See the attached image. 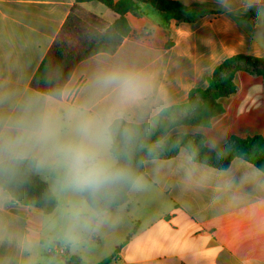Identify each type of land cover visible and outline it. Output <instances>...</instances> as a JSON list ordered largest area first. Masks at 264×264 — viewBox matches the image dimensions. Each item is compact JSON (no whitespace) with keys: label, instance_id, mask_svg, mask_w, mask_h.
Wrapping results in <instances>:
<instances>
[{"label":"clouds","instance_id":"clouds-1","mask_svg":"<svg viewBox=\"0 0 264 264\" xmlns=\"http://www.w3.org/2000/svg\"><path fill=\"white\" fill-rule=\"evenodd\" d=\"M136 2L135 30L109 18L0 34V264H107L149 207L155 219L174 202L264 243V163L190 97L208 69L164 48L162 19ZM214 3L264 49V0ZM262 262L254 249L241 264Z\"/></svg>","mask_w":264,"mask_h":264},{"label":"crops","instance_id":"crops-1","mask_svg":"<svg viewBox=\"0 0 264 264\" xmlns=\"http://www.w3.org/2000/svg\"><path fill=\"white\" fill-rule=\"evenodd\" d=\"M172 1L200 7L204 12L196 22L172 20L162 30L164 48L170 53L184 55L190 67L193 61H197L208 69L193 90L208 88V78L226 59L237 55L264 57V49L254 47L251 25L238 26L218 10L214 0H204V3L187 0V4L186 0ZM96 2L0 0V34L26 35L41 24L46 31H61L73 8L85 20L93 16L102 24L109 18L112 22L117 20V13L102 3L95 5ZM254 15L250 12L247 19L251 21ZM126 18L132 30L147 23V15L129 12ZM235 83L238 87L236 93L218 99L224 109L225 121L232 127L231 138L261 136L264 139L263 76L239 71ZM202 204L199 214H185L181 205L174 202L166 208L161 207L155 219L148 217L157 208L149 207L145 217L147 223L138 221L120 236L113 252L116 258L111 264H241L254 249L256 253L264 251V243L253 245L242 239L245 226L237 219L217 221Z\"/></svg>","mask_w":264,"mask_h":264},{"label":"trees","instance_id":"trees-1","mask_svg":"<svg viewBox=\"0 0 264 264\" xmlns=\"http://www.w3.org/2000/svg\"><path fill=\"white\" fill-rule=\"evenodd\" d=\"M97 1L104 4L113 12L118 13V18L114 23L119 24L123 29H131L126 14L129 12L147 15L146 11H141L136 0H78L79 3ZM152 11H154L163 21L164 27H168L172 20H177L185 23L196 22L204 12L200 7L186 6L178 1L172 0H143ZM187 9H191V14H186ZM84 22L99 23L98 17H91L90 20H85L76 13L73 8L66 22L61 30H76ZM56 58L60 57L59 52L53 48L50 53ZM239 71H246L256 76H263L264 78V57L257 58L253 56L237 55L226 59L208 78V88H196L190 94L192 99L199 98L209 109L223 113L224 109L218 102L220 97L232 95L237 92L238 87L235 83V76ZM236 145L249 153H255L258 163H264V139L261 136L250 137L242 139L239 137L231 138ZM116 258L113 254L107 264H111Z\"/></svg>","mask_w":264,"mask_h":264},{"label":"rangeland","instance_id":"rangeland-1","mask_svg":"<svg viewBox=\"0 0 264 264\" xmlns=\"http://www.w3.org/2000/svg\"><path fill=\"white\" fill-rule=\"evenodd\" d=\"M95 5H100V3L99 2H96V3H94Z\"/></svg>","mask_w":264,"mask_h":264}]
</instances>
